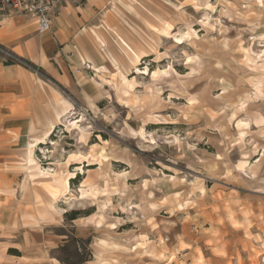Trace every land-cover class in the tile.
<instances>
[{
  "label": "rangeland",
  "instance_id": "rangeland-1",
  "mask_svg": "<svg viewBox=\"0 0 264 264\" xmlns=\"http://www.w3.org/2000/svg\"><path fill=\"white\" fill-rule=\"evenodd\" d=\"M157 1L160 51L136 56L108 116L73 110L48 144L65 155L46 170L62 188L68 177L65 217L102 227L73 233L60 257L264 264V0Z\"/></svg>",
  "mask_w": 264,
  "mask_h": 264
},
{
  "label": "crops",
  "instance_id": "crops-1",
  "mask_svg": "<svg viewBox=\"0 0 264 264\" xmlns=\"http://www.w3.org/2000/svg\"><path fill=\"white\" fill-rule=\"evenodd\" d=\"M79 1L63 0L45 33L30 15L0 16V264H63L58 251L72 238L102 229L86 218L68 220L67 202L54 199L63 188L46 170H61L64 162H55L65 155L49 150L53 131L73 110L108 116L119 96L114 88L131 75L136 56L160 51L169 25L159 12L163 1ZM150 11L158 23L145 15Z\"/></svg>",
  "mask_w": 264,
  "mask_h": 264
},
{
  "label": "built area",
  "instance_id": "built-area-1",
  "mask_svg": "<svg viewBox=\"0 0 264 264\" xmlns=\"http://www.w3.org/2000/svg\"><path fill=\"white\" fill-rule=\"evenodd\" d=\"M63 0H0V16L12 12L30 15L36 19L37 31L47 32L51 27V17ZM1 54V49H0Z\"/></svg>",
  "mask_w": 264,
  "mask_h": 264
},
{
  "label": "bare ground",
  "instance_id": "bare-ground-1",
  "mask_svg": "<svg viewBox=\"0 0 264 264\" xmlns=\"http://www.w3.org/2000/svg\"><path fill=\"white\" fill-rule=\"evenodd\" d=\"M161 33H163L164 36H169L170 35V30L168 28H165L161 31ZM160 41V40H159ZM138 61V57L135 58V61L134 62H137ZM135 64V63H134ZM153 76L157 74V71H153ZM123 84H124V87H127V88H131L132 87V80H129V79H126L124 78L123 79ZM126 89L124 90V93H126ZM119 100H123L121 98H119ZM124 102V101H123ZM50 128V127H49ZM52 128V127H51ZM66 169V168H65ZM125 174V173H124ZM62 186H63V190L62 189H59L57 188V192H56V195L54 197V199H58L59 197H61L63 194H65L67 191H68V188H69V185H68V177L67 176H62ZM100 216V215H99ZM97 222H100V217H98L97 219ZM96 222V223H97ZM97 225V224H96ZM112 225V224H111Z\"/></svg>",
  "mask_w": 264,
  "mask_h": 264
}]
</instances>
